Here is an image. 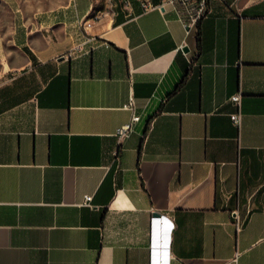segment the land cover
I'll use <instances>...</instances> for the list:
<instances>
[{
    "label": "crops",
    "instance_id": "1",
    "mask_svg": "<svg viewBox=\"0 0 264 264\" xmlns=\"http://www.w3.org/2000/svg\"><path fill=\"white\" fill-rule=\"evenodd\" d=\"M100 1L2 29L0 264H264V0Z\"/></svg>",
    "mask_w": 264,
    "mask_h": 264
},
{
    "label": "built area",
    "instance_id": "2",
    "mask_svg": "<svg viewBox=\"0 0 264 264\" xmlns=\"http://www.w3.org/2000/svg\"><path fill=\"white\" fill-rule=\"evenodd\" d=\"M212 1L213 0H160L159 3L153 4L150 0H143V7L145 9L155 7L163 10H165L169 6L174 7L177 10L183 24L187 28V33H190L192 29L197 28L200 22L208 16L211 9ZM124 2L128 6L131 5V0H124ZM99 17L100 15L95 17V19ZM242 98H243L242 92H237L231 97V100L234 102L237 108L236 111L231 114V119L238 127L241 126L243 121ZM0 103H1V99H0ZM133 106H134V99L132 98L131 102L127 104V107L133 108ZM139 119H140V115L133 114L131 122L120 126L117 129V136L119 137V139H123L129 136L131 132L134 130V124L137 121H139ZM92 199H93V195L87 194L85 196L84 204L88 206H93L91 202ZM235 223L237 229L240 230V228L243 225V222L237 213H235Z\"/></svg>",
    "mask_w": 264,
    "mask_h": 264
},
{
    "label": "rangeland",
    "instance_id": "3",
    "mask_svg": "<svg viewBox=\"0 0 264 264\" xmlns=\"http://www.w3.org/2000/svg\"><path fill=\"white\" fill-rule=\"evenodd\" d=\"M40 0H0V45H1V33L2 29L5 27H10L12 24V18L15 10H20L28 6H35ZM107 2L105 0L100 1V6L105 7ZM98 13H95V15Z\"/></svg>",
    "mask_w": 264,
    "mask_h": 264
},
{
    "label": "water",
    "instance_id": "4",
    "mask_svg": "<svg viewBox=\"0 0 264 264\" xmlns=\"http://www.w3.org/2000/svg\"><path fill=\"white\" fill-rule=\"evenodd\" d=\"M185 50H188V48H185ZM154 216L161 217L162 214H161L160 212H155V213H154Z\"/></svg>",
    "mask_w": 264,
    "mask_h": 264
},
{
    "label": "bare ground",
    "instance_id": "5",
    "mask_svg": "<svg viewBox=\"0 0 264 264\" xmlns=\"http://www.w3.org/2000/svg\"><path fill=\"white\" fill-rule=\"evenodd\" d=\"M98 15L96 14L94 17H97Z\"/></svg>",
    "mask_w": 264,
    "mask_h": 264
}]
</instances>
